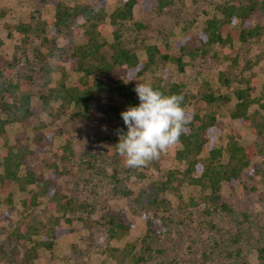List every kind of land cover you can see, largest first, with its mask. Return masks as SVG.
<instances>
[{"label": "rangeland", "instance_id": "374dc122", "mask_svg": "<svg viewBox=\"0 0 264 264\" xmlns=\"http://www.w3.org/2000/svg\"><path fill=\"white\" fill-rule=\"evenodd\" d=\"M233 1L176 0L164 12L157 7L152 11H144L140 4L135 8L134 19L135 23L143 26L139 31L142 35L139 39L140 56L145 58L146 47L152 45L158 48L167 46L170 56L164 70L154 68L143 77L142 83H153L155 78L163 77L166 70L167 78L163 84L181 85L188 97L190 110L194 108L195 98L205 92H212L216 97H228V101L220 100L212 106L206 105L202 111L203 114L217 116V124L221 129L217 147L224 150L230 135H234L244 147L258 140L250 127L229 115V110L236 104L233 90L237 85H225L221 74L225 72L233 78L235 72H239L231 67L228 59L231 47L216 46L209 58L192 57L189 53L182 55L178 43L187 40L186 51L197 48V35L207 20L218 14L216 6ZM240 1L248 4V0ZM259 1V11L253 24L264 29V4L263 0ZM123 2L64 0L63 7L93 8L91 21L94 24L106 15V37L112 40L109 16L122 7ZM56 13L57 8L52 0H0V39L4 42L0 54L11 59L17 38L15 29L25 23L37 29V35L40 36L36 37L35 45L32 44L34 49L35 46L39 49L36 54L31 51L34 67L36 65L39 68L41 64L56 67L64 54L59 50L75 39L73 35L77 29H84L88 25L87 20L80 17L71 20L68 28L58 27ZM133 26V23L129 25L130 29L132 27L129 32L136 35ZM54 45L58 47L55 52L51 49ZM236 47L242 59L249 57L259 61L251 71L257 82L256 97H259L264 90V36L248 44L239 43ZM179 57L182 58L183 69L174 60ZM63 67V71L70 76V84L79 74L68 64ZM249 74L246 73L248 77ZM61 75V70H58L40 79L32 87V116L25 123L8 128L7 140L10 145L16 148L29 146L32 151L38 147L44 150L36 151L31 160L34 170L46 176L49 175L50 165L59 160L65 138L73 137L75 156L65 163L68 171L61 177L59 186L64 194L78 204H86V208L71 216V222L61 221V225L69 232L56 242L51 251L39 250L40 257L35 264H134L131 258L125 260L112 249L123 251L128 245L140 246L145 243L152 248L150 252L146 251L148 264H263L259 255L260 249L264 248V157L256 156L233 186L224 183L221 199L216 204L208 198L211 193L209 189L187 183L177 193L162 195L169 203L161 206L153 204L151 201L156 195L153 183L165 180L168 172L185 169L176 159L180 144L170 146L159 159L140 169L125 167L122 161L109 169L100 159L95 165L99 169H90L89 166L95 164L92 156L111 147L106 135L119 138L118 133L123 130L124 122L112 113L110 116L97 115L89 122H82L81 119L73 122L70 120L71 115L65 112L49 113L41 95L56 85ZM101 101L114 102L120 112L127 109L123 99L110 91L102 94ZM55 106L58 107V104ZM115 123H119V128L115 127ZM224 159H228L227 153ZM115 169L118 171L117 179H114L112 171ZM10 192L13 194V203L2 204L0 208V242L4 243L3 248H0V264H22L25 261L22 255L24 249L15 242L11 233L21 221L49 222L52 217L46 208L47 200L31 211L24 209L22 201L32 196L29 189L23 192L14 188ZM8 195H0V200L5 202ZM110 214L130 229L120 240L107 236L109 227L104 224ZM36 238L39 241L43 237Z\"/></svg>", "mask_w": 264, "mask_h": 264}, {"label": "trees", "instance_id": "16d2710c", "mask_svg": "<svg viewBox=\"0 0 264 264\" xmlns=\"http://www.w3.org/2000/svg\"><path fill=\"white\" fill-rule=\"evenodd\" d=\"M123 6L110 14L112 26V40L106 37L105 19L101 16L99 23L94 24L91 16L94 13L91 7L64 8V0H52L57 8V26L68 28V23L73 19L83 17L88 25L84 29H77L73 41L59 50L60 60L56 67L41 64L34 67L31 51L39 53L35 45L37 29L28 24H21L15 29L17 33L15 52L11 59H6L0 54V195L9 194L2 204L13 203V194L10 190L19 188L25 192L28 189L32 196L22 201L26 211L38 208L46 201V208L51 213L49 222H19L11 233L12 238L24 249L22 264H35L39 259V250H52L56 242L66 235L69 230L61 225V221L71 222V216L86 208V204H78L74 199L64 194L60 189L61 177L67 173V165L75 156L73 137L67 136L62 147L63 152L58 155L59 160L50 165L49 175L38 174L34 170L31 158L35 152H44L39 147L32 151L31 147L16 148L7 140L8 128L14 124L25 123L32 116V100L34 97L32 87L40 79L54 71L61 70L62 75L56 85L47 93L41 95L45 108L49 113L58 114L65 112L71 115L70 120L89 122L97 115L110 116L111 113L121 118L120 108L114 102L104 103L101 96L110 91L118 94L124 101L126 108L138 106L140 101L134 88L143 77L154 68L164 70L170 60L168 48H158L155 45L145 49L146 57L142 58L138 52L139 39L141 38L142 24L134 22L135 8L141 4L144 11H152L154 7L164 12L176 0H123ZM185 1V0H179ZM264 4V0L262 2ZM260 7L259 0H248V4L240 0L223 2L218 4V14L207 20L203 29L198 33L199 46L192 51H186L187 40L179 42L182 55L189 53L192 57L200 56L209 58L216 46L231 47L229 60L235 71V77L230 78L225 72L221 74V80L225 85H237L234 92L235 106L229 110V115L234 120H239L243 125L250 127L258 140L247 147L242 146L234 135L229 136L227 146L217 147V141L221 129L217 124V116L203 114L206 105L212 106L218 101H228V97H216L212 92H205L195 98L194 108L188 109V97L183 93L182 86L177 83L163 84L167 78V71L161 78H155L151 83L154 89L160 90L165 95H183L181 105L190 117V122L185 125L184 131L179 137L181 149L176 153L177 161L185 166L182 171H172L166 174L165 180H157L153 183L155 199L151 202L161 206L169 203L162 195L167 192L177 193L180 187L187 183L190 186H201L211 191L209 199L215 204L221 199L224 183L234 185L242 173L251 165L252 160L260 155L264 157V90L256 97L257 82L251 72L258 65V60L251 58L242 59L239 43L248 44L255 39L264 36V29L258 24H253ZM133 23V32H129V25ZM132 31V30H131ZM135 44V45H133ZM4 46L0 39V51ZM57 46L51 47L57 51ZM160 55V58H158ZM34 57V55H33ZM182 57V56H181ZM175 58V62L183 69L182 58ZM65 64L70 65L79 76L69 84L70 76L63 69ZM239 69V70H238ZM250 72L249 77L246 75ZM58 104V107L55 106ZM259 107H258V106ZM257 107V108H256ZM127 110V109H126ZM75 122V121H73ZM119 128V123H115ZM123 132L127 128L123 125ZM51 138V137H49ZM110 148H104L94 158L92 170H98L97 160L100 159L110 169L113 164L122 161L117 153L115 145L119 138L106 135ZM38 144L40 141L37 142ZM209 152L208 156L207 153ZM227 153L228 159L224 156ZM62 163V164H60ZM89 165V163H88ZM114 179L118 171L112 170ZM30 187V188H29ZM10 192V193H9ZM127 196L129 193H125ZM195 205V203H192ZM61 215V216H60ZM108 226V238L120 240L130 231L121 220H116L112 214L105 219ZM43 238L38 241L36 237ZM13 241V240H12ZM4 243L0 242V248ZM29 245V246H28ZM147 244L128 245L121 251L112 249L123 259L131 258L134 264H148L146 251L151 247ZM0 249V250H1ZM140 252L137 253L136 251ZM259 257L264 264V248L260 249Z\"/></svg>", "mask_w": 264, "mask_h": 264}, {"label": "clouds", "instance_id": "9594fccd", "mask_svg": "<svg viewBox=\"0 0 264 264\" xmlns=\"http://www.w3.org/2000/svg\"><path fill=\"white\" fill-rule=\"evenodd\" d=\"M134 91L140 103L121 112L127 132L118 133L119 142L115 147L125 167L140 169L179 142L190 117L181 106L183 95H165L150 83L141 82Z\"/></svg>", "mask_w": 264, "mask_h": 264}]
</instances>
